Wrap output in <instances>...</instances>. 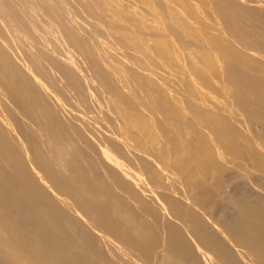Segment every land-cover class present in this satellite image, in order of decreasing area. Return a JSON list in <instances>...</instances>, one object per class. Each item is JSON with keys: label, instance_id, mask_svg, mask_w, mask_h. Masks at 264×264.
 <instances>
[{"label": "bare ground", "instance_id": "obj_1", "mask_svg": "<svg viewBox=\"0 0 264 264\" xmlns=\"http://www.w3.org/2000/svg\"><path fill=\"white\" fill-rule=\"evenodd\" d=\"M46 1H51L52 6H46ZM218 1L223 24L212 22L221 32L218 37L221 39L225 30L250 51L239 52L230 45L220 48L217 36L218 43H212L214 49L230 57L223 74L232 87L233 102L244 115L259 109L256 113L252 110L253 117L264 121V105L261 108L257 101L263 83L264 0ZM70 10L79 13L74 21L68 15ZM86 14L77 3L67 6L62 0H0V262L9 257L15 264H102L128 255L129 264H151L143 249L116 232L120 223L111 218L110 211L115 209L137 222L146 217L159 225L161 215L177 206L163 190L153 188L155 182L148 179L149 167L141 158L133 156L127 166L111 167V162L122 160L126 152L100 121L88 118L85 110L79 124L63 115L64 105L72 113L78 112L84 103L83 95L103 117L111 114L112 107H107L110 112L104 108L112 96L106 90L107 73L86 54V33L98 27L96 22L86 20ZM206 57L205 60L209 58ZM27 68L50 83L61 104H56L37 80L26 74ZM228 119H220L221 133L236 137L239 130L236 134ZM85 131L93 141L86 139ZM94 144L103 146L112 157ZM257 153L256 162L263 161L262 154ZM63 155L73 159L67 166L75 174L72 181L55 176L54 166ZM149 155L151 159L156 157ZM83 163H87L86 167ZM173 182L176 181L169 182L170 188ZM177 188L175 191L180 193L182 190ZM241 200L236 203L238 213L229 232L240 255L251 264L253 259L244 255L246 250L264 256V199H257L256 204ZM152 208L159 214H150ZM76 212L85 220H77ZM199 213L190 211L177 221H165L167 227L163 222L168 233L167 262L189 264L188 258L194 264H244L235 252H227L221 240L216 241V234L207 231L204 216L202 219ZM78 222L93 227L91 230L88 226L94 231L89 230L95 245L79 240L86 229L82 230L84 226ZM187 224L199 248L182 230L181 225ZM203 252L208 254L206 263Z\"/></svg>", "mask_w": 264, "mask_h": 264}, {"label": "rangeland", "instance_id": "obj_2", "mask_svg": "<svg viewBox=\"0 0 264 264\" xmlns=\"http://www.w3.org/2000/svg\"><path fill=\"white\" fill-rule=\"evenodd\" d=\"M62 1L67 6L73 2L77 3L87 13L86 20L97 23V28L91 27L88 33L84 32L88 38L85 45L86 54L89 60L97 62L107 73L106 90L113 96L110 97L111 102L110 98L107 99L108 106L104 105L107 110L112 107L111 112L109 110L111 114L106 117L94 109L85 95L82 96L84 103H81L78 112L72 113L64 105L63 115L79 124L78 119L83 116L81 112L85 110L88 118L100 121L114 133L121 148L126 152L122 160L111 162V167L117 169L120 166H127L133 156L141 158L149 167L148 179L153 184L155 182L153 188L163 190L177 203L176 207L161 215L163 221H159V225H155L146 217L142 218L141 222L130 220L113 209L110 216L120 223L118 231H115L123 233L125 239L137 248L143 249L151 264H159L161 260V264H167L168 233L165 221H177L181 215L197 211L200 212L202 219L204 216L207 231L216 234V241L221 240L226 245L228 253L235 252L242 263L249 264V261L238 252L229 228L235 219L234 216L237 217V202L245 199L256 204L261 197L264 199V121L253 117V111L257 108L245 112L244 115L233 102L232 87L226 82L223 74L226 71L225 67L229 65L230 57L214 49L212 44L217 42L216 36L219 38L221 33L220 30L218 33L213 27L214 23L212 24L214 21L217 25L222 23L219 1ZM45 5L52 6V2L46 1ZM203 10L206 11L204 15ZM78 14L77 10L68 12L72 21ZM215 31L216 35L213 33ZM221 36L218 41L221 43V46L218 44L220 48L230 45L236 51L250 54L249 50H245L225 30ZM212 54L216 60L214 58L210 60ZM204 56L209 57L208 61ZM25 72L37 80L56 104L62 103L49 82L38 78L30 68ZM260 75L263 83L259 92L261 97L258 95L260 98L258 97L257 101L259 100L262 106L264 63L261 65ZM249 114L251 117L248 118ZM159 117L161 123L158 121ZM223 118L230 120L233 131L239 130L236 137L230 135L235 140L221 133L219 121ZM84 135L87 140L93 141L88 131H85ZM94 145L100 152L112 157L103 146ZM54 148L60 151L59 146ZM254 152L262 154L263 161L256 162L259 154L255 156ZM150 153L156 156L153 155L152 158L158 160L149 158ZM72 162L71 156L63 155L54 166L55 176L72 181L75 174L67 168ZM86 165L87 163H83V167ZM170 177L176 178L170 179L176 181L172 183L173 185L177 183L175 187L173 185L172 188L169 187ZM177 187L182 193L175 191ZM155 201L158 202V198ZM77 212L78 220L81 216ZM149 213L159 214L154 208L150 209ZM81 226H84L82 230H86L82 232L84 234L79 240L82 241L83 238L91 245H95L96 241L90 237L93 227L88 225L90 230L86 225ZM189 226L181 225V228L186 232L188 240L199 248L197 241L190 234ZM86 232H89V235ZM98 244L101 246V243ZM248 250L244 255L253 259V262L250 260L251 264L254 262L264 264L262 254ZM9 259V257L1 259L0 264L14 263ZM186 259L189 264H194L192 260ZM202 260L208 262L206 252H203ZM182 262L177 261L174 264ZM105 263L129 264V257L122 255L116 262Z\"/></svg>", "mask_w": 264, "mask_h": 264}]
</instances>
